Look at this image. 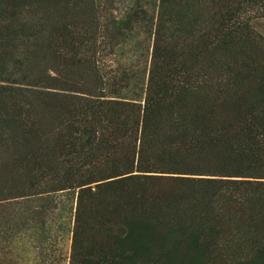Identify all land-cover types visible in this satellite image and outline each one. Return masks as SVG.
<instances>
[{
    "label": "trees",
    "instance_id": "16d2710c",
    "mask_svg": "<svg viewBox=\"0 0 264 264\" xmlns=\"http://www.w3.org/2000/svg\"><path fill=\"white\" fill-rule=\"evenodd\" d=\"M263 19L0 0V264H264Z\"/></svg>",
    "mask_w": 264,
    "mask_h": 264
},
{
    "label": "rangeland",
    "instance_id": "374dc122",
    "mask_svg": "<svg viewBox=\"0 0 264 264\" xmlns=\"http://www.w3.org/2000/svg\"><path fill=\"white\" fill-rule=\"evenodd\" d=\"M258 29L264 34V19L259 21ZM58 248L60 249V245H58Z\"/></svg>",
    "mask_w": 264,
    "mask_h": 264
}]
</instances>
